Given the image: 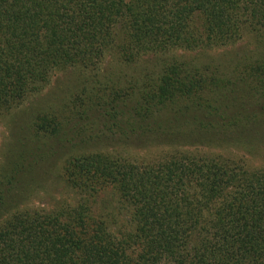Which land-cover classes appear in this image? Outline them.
<instances>
[{
    "label": "trees",
    "instance_id": "1",
    "mask_svg": "<svg viewBox=\"0 0 264 264\" xmlns=\"http://www.w3.org/2000/svg\"><path fill=\"white\" fill-rule=\"evenodd\" d=\"M246 39L253 57L210 55ZM175 50L206 54L96 73L111 53L133 66ZM69 70L76 92L32 116L63 146V199L20 207L53 174L34 153L3 169L0 264H264V166L230 154L264 152V0H0V115ZM154 144L151 161L123 149Z\"/></svg>",
    "mask_w": 264,
    "mask_h": 264
},
{
    "label": "rangeland",
    "instance_id": "2",
    "mask_svg": "<svg viewBox=\"0 0 264 264\" xmlns=\"http://www.w3.org/2000/svg\"><path fill=\"white\" fill-rule=\"evenodd\" d=\"M254 48V43L246 39L234 48L211 52L210 55L218 58V60L228 61L232 58V55L238 53L239 56L234 58V62H240L244 58V55L253 57L252 52ZM183 54L184 56H188L187 58L193 59L194 62L201 63L200 61H203L206 53H183V51L175 50L163 55L147 56L133 66H127L116 57L113 58V53H111L105 57L99 70H96V73L112 81L113 78L119 77L123 80L126 77L128 80H131L135 77L139 78L143 76L152 67L156 66L157 69L164 61L181 57ZM234 62L232 63L234 64ZM82 81L81 74L77 70L57 71L53 74L51 83L42 94L32 96L24 102L23 106L11 113L0 115V173L10 163L15 164L19 156L24 153L26 155H31V153L35 154V157L31 158L29 156L28 159V162L32 165L34 164L33 167L40 163L41 165L48 163L49 169L52 171L51 167L53 166V174L47 175L45 179L40 180L39 185L32 188L30 192L31 196H27L23 200L20 206L22 208H47L50 203H53L54 199L57 200L59 197L63 199V192H61L63 186L58 180V177H56V171L60 169L63 162L64 155L62 149H60L63 146L59 145L57 148V141L54 139L46 137L42 138V140L37 139L35 137L32 116L37 113L52 112L56 109L60 110L59 106H62L63 99L73 92H76V88ZM103 124L105 123L102 122L100 125L96 124V131L103 130ZM110 139H113V135ZM97 147L100 150L105 149L111 152L114 147L113 141H103ZM123 149L128 150L135 158L149 161L158 159L166 151L163 148L157 147L155 144L147 147L138 146V149L135 146H128ZM55 151L58 152L57 156L48 161L49 154H54ZM253 151L249 153L245 148H240L238 150H231L230 154L240 157L251 167L264 166V152L261 149H258V151L254 149ZM39 158L45 159L39 160Z\"/></svg>",
    "mask_w": 264,
    "mask_h": 264
}]
</instances>
